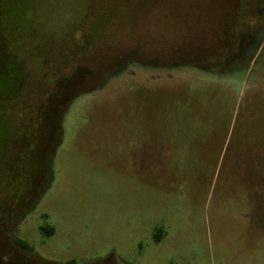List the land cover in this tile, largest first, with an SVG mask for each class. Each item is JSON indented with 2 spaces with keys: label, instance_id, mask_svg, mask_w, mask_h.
<instances>
[{
  "label": "rangeland",
  "instance_id": "374dc122",
  "mask_svg": "<svg viewBox=\"0 0 264 264\" xmlns=\"http://www.w3.org/2000/svg\"><path fill=\"white\" fill-rule=\"evenodd\" d=\"M8 3L31 94L59 76L69 94L76 67L87 93L52 175L18 155L0 183V264H264V33L230 57L258 19L250 0Z\"/></svg>",
  "mask_w": 264,
  "mask_h": 264
},
{
  "label": "trees",
  "instance_id": "16d2710c",
  "mask_svg": "<svg viewBox=\"0 0 264 264\" xmlns=\"http://www.w3.org/2000/svg\"><path fill=\"white\" fill-rule=\"evenodd\" d=\"M8 1L0 0V183L5 186H8L10 178H13L18 155L26 158L30 154H35V157L44 160L45 171L47 169L48 173L49 160L62 139L63 117L74 100L79 95L87 93L80 90L87 80L86 70L76 67L74 71L68 68L70 71L68 73L73 79L72 87L67 91L69 94L65 95L61 89L66 76H59V79L49 78L52 81L48 84L49 91L46 89L31 94L28 74L32 76L35 70L29 63H25L12 47L8 36L10 30L8 16L11 12V4ZM53 88H57L58 91H52ZM49 100L51 105H47ZM4 162L7 165H4ZM31 175L33 179L27 175L31 190L25 192V197L26 199L34 197L38 200L47 184L45 180L42 181L41 175ZM27 181L26 183L29 182ZM16 205L24 214L26 203ZM4 209L6 211V206H3V213ZM42 231L48 236L54 235L52 228H43ZM14 233L13 242L16 247L22 252L31 253L32 247L16 238Z\"/></svg>",
  "mask_w": 264,
  "mask_h": 264
},
{
  "label": "flooded vegetation",
  "instance_id": "af4514ba",
  "mask_svg": "<svg viewBox=\"0 0 264 264\" xmlns=\"http://www.w3.org/2000/svg\"><path fill=\"white\" fill-rule=\"evenodd\" d=\"M250 4H251L250 8L252 9V11L256 12L258 19H255V20L253 19L254 22L252 24V27L248 28L249 30L246 33H242L238 43L234 46L235 50L230 54V57L233 60H238L239 57L243 56V54L246 52V49L249 47V43L253 41H255L254 49L257 48L259 46V42L261 41L260 39L264 33V27L261 25V21L264 19V0H261V1L260 0L259 1L250 0ZM259 25L262 28L260 30H259L260 28ZM231 63L232 64L230 65V68L237 70L238 67H236L237 66L236 63L234 62H231ZM118 264H124V263L119 262Z\"/></svg>",
  "mask_w": 264,
  "mask_h": 264
},
{
  "label": "water",
  "instance_id": "95a60500",
  "mask_svg": "<svg viewBox=\"0 0 264 264\" xmlns=\"http://www.w3.org/2000/svg\"><path fill=\"white\" fill-rule=\"evenodd\" d=\"M71 106V105H70ZM69 106V108H70ZM68 111V110H67ZM66 111V112H67ZM63 136V135H62ZM54 157H55V153L51 156L50 160H49V173L52 175V172H53V164H54Z\"/></svg>",
  "mask_w": 264,
  "mask_h": 264
}]
</instances>
